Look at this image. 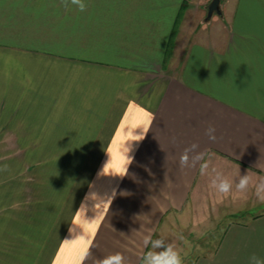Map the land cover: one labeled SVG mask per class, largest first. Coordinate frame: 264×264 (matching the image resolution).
<instances>
[{"label":"crops","instance_id":"crops-1","mask_svg":"<svg viewBox=\"0 0 264 264\" xmlns=\"http://www.w3.org/2000/svg\"><path fill=\"white\" fill-rule=\"evenodd\" d=\"M212 2L0 0V264H70L89 235L85 264H139L147 234L193 264L264 258V202L210 185L264 178V0Z\"/></svg>","mask_w":264,"mask_h":264},{"label":"clouds","instance_id":"clouds-1","mask_svg":"<svg viewBox=\"0 0 264 264\" xmlns=\"http://www.w3.org/2000/svg\"><path fill=\"white\" fill-rule=\"evenodd\" d=\"M61 4L66 10L70 6H75L79 11L83 12L87 8L85 0H61ZM152 118L154 119V116ZM214 132L215 129L212 127H209L207 130L209 139L213 141L216 139ZM146 134L147 132L145 135ZM196 147V145H192L191 148L185 149L182 153L180 156V165L182 167L188 166L190 161L189 153ZM204 155L205 154L200 153L195 157V159L201 161L199 171L202 176L209 175L210 167V162L204 159ZM132 162L133 157L128 155V166ZM210 185L216 194L222 198L228 196H232L233 198L246 197L249 190L252 189L254 190L255 197L259 201L264 202V178L256 179L248 171L243 175L239 173L238 176L233 179L224 176L220 172H216L215 175L211 177ZM94 240V235L76 240L73 247L79 246V253L70 264H85V261L91 255V249L94 247ZM65 241L71 240L66 238ZM143 246L146 251H142L139 256V264H184L181 251L177 248L174 241H170L166 237L153 239L151 234H147L143 237ZM95 264H126V261L123 253L116 252L96 260ZM249 264H264V258L252 254L249 257Z\"/></svg>","mask_w":264,"mask_h":264},{"label":"rangeland","instance_id":"rangeland-1","mask_svg":"<svg viewBox=\"0 0 264 264\" xmlns=\"http://www.w3.org/2000/svg\"><path fill=\"white\" fill-rule=\"evenodd\" d=\"M254 212V211H252ZM234 220H245V218H243L242 216H238L235 215V219ZM231 221L230 218H226V219H220L218 221V226L213 228L212 233H208V235L203 238L204 240L201 243H191L192 245L195 246H201V250H196L195 255H197L198 253H204L205 251H209V250H213L217 244V242L219 241L222 232L225 230L227 224ZM193 257H189L187 259H184V264H193Z\"/></svg>","mask_w":264,"mask_h":264},{"label":"water","instance_id":"water-1","mask_svg":"<svg viewBox=\"0 0 264 264\" xmlns=\"http://www.w3.org/2000/svg\"><path fill=\"white\" fill-rule=\"evenodd\" d=\"M219 2L220 0H213V2L208 6L209 16H211L213 11H220Z\"/></svg>","mask_w":264,"mask_h":264},{"label":"trees","instance_id":"trees-1","mask_svg":"<svg viewBox=\"0 0 264 264\" xmlns=\"http://www.w3.org/2000/svg\"><path fill=\"white\" fill-rule=\"evenodd\" d=\"M240 216V215H239Z\"/></svg>","mask_w":264,"mask_h":264}]
</instances>
